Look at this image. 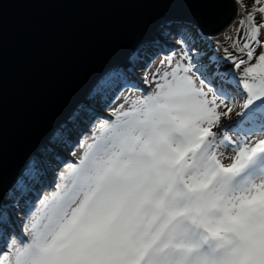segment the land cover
Wrapping results in <instances>:
<instances>
[{
  "label": "snow or ice",
  "instance_id": "1",
  "mask_svg": "<svg viewBox=\"0 0 264 264\" xmlns=\"http://www.w3.org/2000/svg\"><path fill=\"white\" fill-rule=\"evenodd\" d=\"M240 23L227 37L237 55L223 57L215 25H160L172 51L144 94L78 141L77 161L60 155L73 132L61 125L0 199V264H264V138H245L264 137V6ZM123 79L110 72L92 95ZM234 109L239 119L223 124ZM98 119L80 104L71 124Z\"/></svg>",
  "mask_w": 264,
  "mask_h": 264
},
{
  "label": "water",
  "instance_id": "2",
  "mask_svg": "<svg viewBox=\"0 0 264 264\" xmlns=\"http://www.w3.org/2000/svg\"><path fill=\"white\" fill-rule=\"evenodd\" d=\"M235 0H3L0 4V199L27 159L92 86L165 21L217 34Z\"/></svg>",
  "mask_w": 264,
  "mask_h": 264
},
{
  "label": "rangeland",
  "instance_id": "3",
  "mask_svg": "<svg viewBox=\"0 0 264 264\" xmlns=\"http://www.w3.org/2000/svg\"><path fill=\"white\" fill-rule=\"evenodd\" d=\"M236 2V0H235ZM237 5V11L240 13V17L236 18L234 20V25L232 28H230L225 35L219 37V44H220V50L219 55L221 57L225 56V49L229 53H231L233 56H236L237 53L233 50L231 47V41L227 39V37H233L235 38V27L239 25L241 28V20H244V18L247 16L248 13L253 12L251 8H258L261 6H264V0H262V3L260 5H257L255 3V0H240L239 3H236ZM255 20L257 23H260L262 21V14L259 12H255ZM244 27H247V24L244 25ZM242 35L244 34L241 32ZM152 38H147L145 41L134 48L127 59L128 65H125L123 63H118L116 66H111L101 78H104L107 74H109L112 71L120 70L125 73V79L118 81L114 84V86L111 87V89L105 93H97L95 96L92 95L93 91L95 90L99 80L92 86L90 91L88 92L86 96V102L88 107H93L96 114L99 116L98 120H94L93 122L85 123L83 120L78 121L76 125L71 124V117L69 121L67 122L69 124V127L73 128L72 132V144L70 147L64 148L61 150L60 155L62 159L66 162H74L77 161L84 149L79 147L78 139L79 136L82 134L86 136L84 140H87L91 142V135L92 132L98 128L99 123L101 121H107L111 120L113 118L114 113L118 109L121 108V105H124L125 110H127L128 105L125 104V98L130 99H136L144 94V92L148 89L149 85L145 83V80H150L152 73L156 72L157 68L161 66L162 61L165 60V57L170 54L172 51V43L168 40L166 36H164L163 31L161 27L159 26L156 29V33L151 34ZM264 39V37H262ZM259 51V50H257ZM137 54V62L131 63L130 60H132V57ZM140 57L142 60H140ZM245 59H247L245 57ZM257 61L253 59L252 63L255 64ZM232 65L227 60L224 61L221 71H228L229 68H231ZM243 68V66H242ZM242 68L240 71H242ZM131 69V71H129ZM129 74V75H128ZM138 80V81H137ZM141 82V83H140ZM127 85V86H125ZM152 87L155 85L152 84ZM104 94V96H102ZM102 96V97H101ZM242 103V101H239ZM81 104V103H80ZM74 109L76 110L79 105ZM74 110L70 113L73 114ZM100 111V112H99ZM239 111V109H234L233 113L228 117H223L221 122L225 125L229 123H234L239 119V116L236 115V112ZM92 123V125L90 124ZM90 124V125H89ZM64 125V124H63ZM89 127L91 129H89ZM88 129V130H87ZM213 131H219L218 128H213ZM229 135L232 137V139L235 141L238 139V135L235 131H232L229 133ZM248 139L249 143L259 140L261 138L260 135H254L250 138L245 137ZM43 146V145H42ZM41 146V147H42ZM41 147L38 149V153L40 152ZM236 153L233 152L231 149L224 152V159L222 160V163L225 165L230 164L234 162L231 158L234 157ZM53 168L55 169V172L53 174H57L59 171H63V167L58 163L53 161ZM49 177H45V180L49 179ZM39 187V186H38ZM55 191V188H49L47 184H45L43 188V194L44 195H51V192ZM34 199V197H30ZM19 221L22 223L24 220V211L21 209L18 213ZM13 219H16V217H13ZM20 225V223H17ZM20 231L16 230V233L19 234Z\"/></svg>",
  "mask_w": 264,
  "mask_h": 264
},
{
  "label": "bare ground",
  "instance_id": "4",
  "mask_svg": "<svg viewBox=\"0 0 264 264\" xmlns=\"http://www.w3.org/2000/svg\"><path fill=\"white\" fill-rule=\"evenodd\" d=\"M240 13H241V12H240ZM240 13H239V11H237L236 18L240 17ZM217 35H218V37L223 36V35H220V34H217ZM224 35H225V33H224ZM128 75H129V74H128ZM137 81H138V80H137ZM140 83H141V82H140ZM84 103L87 104V102H84ZM84 103L81 102V104H84ZM85 104H84V105H85ZM86 106H87V105H86ZM92 108H93V107H92ZM94 109H95V108H94ZM99 112H100V111H99ZM71 116H72V114L69 115V117L67 118L68 120H67V121L65 120V122H62V123L60 124V126L63 125V124H65V123H67V122L69 121V119H70ZM92 122H93V121H92ZM90 124L92 125V123H90ZM90 124H89V125H90ZM60 126H59V127H60ZM59 127H58V128H59ZM58 128H57V129H58ZM57 129H56V130H57ZM89 129H91V128L89 127ZM56 130H55V131H56ZM87 130H88V129H87ZM55 131H54V132H55ZM53 134H54V133H53ZM82 134H83V133H82ZM82 134L79 136L80 138L78 139V141H80V140H84V139L86 138V136H84V135H82ZM78 144H79V143H78ZM59 172H60V171H59ZM59 172H58V173H59ZM58 173H57V174H58ZM10 189H11V188H10ZM15 230L20 231V225L16 224V225H15Z\"/></svg>",
  "mask_w": 264,
  "mask_h": 264
},
{
  "label": "trees",
  "instance_id": "5",
  "mask_svg": "<svg viewBox=\"0 0 264 264\" xmlns=\"http://www.w3.org/2000/svg\"><path fill=\"white\" fill-rule=\"evenodd\" d=\"M251 10L253 11L254 8H251ZM234 29H235V31H236L235 34H237V30L240 29L239 25H237ZM240 34L242 35V33H240ZM134 56L136 57V59H135V60H133V59L130 60L132 64L135 63V62H137V60H138V58H137V54H135ZM140 60H142L141 57H140ZM226 72H227V71H226ZM102 79H103V78H101V79L99 80V82H100ZM118 81H120V80H117L115 83H117ZM99 82H98V84H99ZM98 84H97V85H98ZM110 89H111V87L108 88V89H106V90L104 91V93L107 92V91H109ZM102 96H104V94H102ZM102 96H101V97H102Z\"/></svg>",
  "mask_w": 264,
  "mask_h": 264
}]
</instances>
